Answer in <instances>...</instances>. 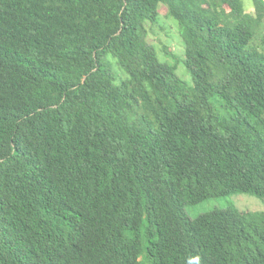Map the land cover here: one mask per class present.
<instances>
[{
  "label": "trees",
  "instance_id": "trees-1",
  "mask_svg": "<svg viewBox=\"0 0 264 264\" xmlns=\"http://www.w3.org/2000/svg\"><path fill=\"white\" fill-rule=\"evenodd\" d=\"M238 193L264 199V0H0V264H264V211L186 212Z\"/></svg>",
  "mask_w": 264,
  "mask_h": 264
},
{
  "label": "rangeland",
  "instance_id": "rangeland-1",
  "mask_svg": "<svg viewBox=\"0 0 264 264\" xmlns=\"http://www.w3.org/2000/svg\"><path fill=\"white\" fill-rule=\"evenodd\" d=\"M167 7H161L159 22L150 29L149 40L158 49L160 57L173 62L178 61V75L189 84H193V77L183 61L184 43L180 34L178 22L167 17ZM167 48L172 55L165 53ZM239 208L242 211H264V199L251 194H232L215 197L198 204H187L186 212L191 218L203 213L227 207Z\"/></svg>",
  "mask_w": 264,
  "mask_h": 264
}]
</instances>
